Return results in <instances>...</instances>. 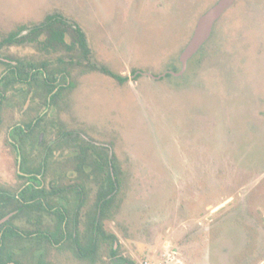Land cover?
I'll use <instances>...</instances> for the list:
<instances>
[{
	"label": "rangeland",
	"instance_id": "1",
	"mask_svg": "<svg viewBox=\"0 0 264 264\" xmlns=\"http://www.w3.org/2000/svg\"><path fill=\"white\" fill-rule=\"evenodd\" d=\"M217 1L0 0V59L67 71L53 106L36 85H0V187L21 183L9 133L41 116L42 143L58 149L70 134L119 164L118 210L105 226L120 255L134 264H264V0H235L179 74L198 19ZM48 16L68 24V44L81 29L88 57L77 45L3 41ZM64 150L47 180L64 170L83 178ZM72 256L60 253L59 263L89 264Z\"/></svg>",
	"mask_w": 264,
	"mask_h": 264
},
{
	"label": "flooded vegetation",
	"instance_id": "2",
	"mask_svg": "<svg viewBox=\"0 0 264 264\" xmlns=\"http://www.w3.org/2000/svg\"><path fill=\"white\" fill-rule=\"evenodd\" d=\"M44 23L32 28L26 36H18L21 29L23 30V28H20L16 33H12V35H9V37L3 41L6 44L15 43L17 45H24L30 41H35L41 42L42 47L46 50H60V48L55 50L52 44L49 45L47 43L46 32L34 31L35 28H40ZM68 33L69 31L66 32L65 38ZM7 39H9V41H7ZM72 43L73 42L70 44L67 43V45L71 46L73 45ZM62 48L65 49L64 47ZM65 50L68 51L67 49ZM88 55L89 53L85 57H88ZM0 64L5 66L6 69H4V72L0 75V85H3L5 89H10L15 85L26 87L36 85V87L42 89L41 94L45 106H53L56 104V95L60 94V96H63L62 91L67 89L65 85L61 86L59 84V80L64 79L63 75L67 73L66 70L65 73L57 75L56 80H53L51 74L45 73V68L48 71L51 70H49L44 63L36 65L32 62L27 63L19 60L10 62L5 59H0ZM43 65H45V67H43ZM16 66L18 67L15 71L16 73L24 72V69L31 66L32 74L35 76L36 80L31 82L30 85L23 80L22 83L12 81L11 70L13 67L16 68ZM44 85L47 87H44ZM48 86L54 87L51 94L47 93ZM4 94V91L0 92V103L5 99ZM54 96L56 97L54 98ZM40 122L41 116L29 121L24 126L16 127V132L14 134L9 133L11 139L8 140V142L18 153V169L16 176L21 180V183L16 188L11 187L9 189H4L0 187V191L1 193H5L6 195L20 200L22 208L21 211L15 210L8 213V215L0 220V227H2L0 232V246H2L3 243L2 233L7 229L14 231L21 239H12L9 244V250L12 251L14 260H6L0 264H61L58 258L60 253L62 254V259L69 263V255L72 254L75 256V212L77 203L80 198L85 199L87 197L86 208H88L91 205L88 200L90 195L92 193L96 195L98 190L97 187L93 185L91 178L86 175L88 172L83 173L84 176L81 180L77 178L75 180V177H71V171L69 177L66 178L65 174L68 172L64 170L62 173L63 175L53 176L51 179L47 180L46 173L49 169L50 160H55L53 156L58 152V149L63 148L64 150L66 147L71 148L70 150H64L65 154L63 158L66 157V155H71L74 159L76 158V165L72 170L75 173L76 171L78 172L77 167L80 163L86 162L77 158L80 155V149L89 150L92 144L91 142L84 145L75 144L77 139H74V137L70 138L71 135L69 134L67 139L62 141L63 143L57 145L58 149L53 146L51 147L46 142L42 143L44 131H37ZM37 149L39 151L36 155L31 153ZM54 172L56 173V170ZM52 184H55V186H52ZM77 184L83 185V191H81V197L79 198L77 197L76 191ZM87 184L93 186L96 191L90 190ZM24 190H26V193L22 200L19 194ZM95 195L91 203L96 200ZM67 201L69 202V206ZM61 215L63 216V220L59 223ZM17 220H20L22 224L19 225L15 223ZM67 225L71 232V239L68 236ZM80 228H82V226H80ZM5 235L7 239H11L10 233H5Z\"/></svg>",
	"mask_w": 264,
	"mask_h": 264
},
{
	"label": "trees",
	"instance_id": "3",
	"mask_svg": "<svg viewBox=\"0 0 264 264\" xmlns=\"http://www.w3.org/2000/svg\"><path fill=\"white\" fill-rule=\"evenodd\" d=\"M73 33L75 35L73 39V45L68 46L66 42V32L69 31L68 24L62 19L54 16L47 18L46 22L40 27L35 28L37 32L47 33V43L52 44L53 48L64 47L68 52H72L75 46L85 57L88 54L87 46L85 43V37L79 27L73 28ZM24 30V29H23ZM23 30L19 33V37L22 36ZM27 35V34H26ZM23 35V36H26ZM9 41V39H7ZM47 45V44H46ZM45 67V65H43ZM16 68H12L11 75L12 81L22 83V80L29 84L36 80L35 76L32 74V68L29 66L24 69V72H15ZM30 68V69H29ZM107 75L122 81V79L113 73L109 72L107 69H102ZM46 74H51L53 80L57 79V75L65 73L64 68H58L56 70L48 71L45 68ZM166 77L168 75L166 74ZM138 75L135 77V80ZM46 85H44L45 87ZM47 87V86H46ZM53 86H48V94L53 91ZM88 153V154H87ZM80 155L77 157L81 161L77 170L85 173L91 178L93 185L97 187V193L95 195L96 200L88 207L86 204L87 197L80 198L76 206V231H75V257L80 262H86L89 264H96L99 261L106 264L102 259L103 257H108L110 264H134L130 259L120 255V244L118 243L117 236L109 231L105 227V222L112 221L114 215L118 210V196L120 194V189L123 185L122 183V171L119 164L115 161L114 156H110L106 152L100 153L99 150L90 145L89 150L80 149ZM55 186V184H52ZM1 190V189H0ZM77 197H81V191H83V185L77 184L76 186ZM26 190L19 194V197L23 200ZM27 200V199H26ZM68 206L69 202L67 201ZM22 208V203L20 200L1 193L0 191V220L3 219L8 213L20 210ZM67 212V208H66ZM63 216H60L61 223ZM7 225V224H6ZM4 225V226H6ZM82 226V228H80ZM2 227H0L1 232ZM68 236L71 239V232L67 225ZM5 233H10L11 239H7ZM12 239H21L14 231L7 229L2 233V246H0V263L6 260L13 261L12 251L9 250Z\"/></svg>",
	"mask_w": 264,
	"mask_h": 264
},
{
	"label": "water",
	"instance_id": "4",
	"mask_svg": "<svg viewBox=\"0 0 264 264\" xmlns=\"http://www.w3.org/2000/svg\"><path fill=\"white\" fill-rule=\"evenodd\" d=\"M234 1L235 0H218L212 8L198 19L194 33L179 57V61L182 65V72L179 74H183L187 67L188 60L196 55L204 43L209 39L214 23Z\"/></svg>",
	"mask_w": 264,
	"mask_h": 264
}]
</instances>
